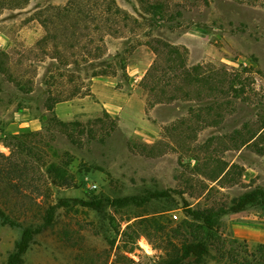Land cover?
Segmentation results:
<instances>
[{
    "label": "rangeland",
    "instance_id": "obj_1",
    "mask_svg": "<svg viewBox=\"0 0 264 264\" xmlns=\"http://www.w3.org/2000/svg\"><path fill=\"white\" fill-rule=\"evenodd\" d=\"M73 1L0 0V152L38 133L0 206L40 227L58 204L15 261L23 227L0 218V264H162L193 210L264 191V0H114L115 22L77 30ZM219 225L264 264L263 199Z\"/></svg>",
    "mask_w": 264,
    "mask_h": 264
},
{
    "label": "trees",
    "instance_id": "obj_2",
    "mask_svg": "<svg viewBox=\"0 0 264 264\" xmlns=\"http://www.w3.org/2000/svg\"><path fill=\"white\" fill-rule=\"evenodd\" d=\"M85 1H73L70 5L60 9L59 12L60 15L66 17V19L72 16V20L76 21L73 25L76 30L77 27L79 28L84 22L86 24L83 26L86 28L89 27V29L91 25L97 29L99 24L109 23L110 21L115 22V19L113 20L108 17L112 13V9L117 6L114 0H102L106 5L105 3H103V5L101 4L103 9L100 15H98V18L96 16H93L92 19L88 17V20L80 18L83 19L80 21V15L75 16V14L76 10H79V7H83L86 4ZM98 1L99 0H96L95 4H97ZM115 11L117 13L120 12L118 8H116ZM69 26L66 25V30H69ZM90 35L89 33L87 36ZM85 50L86 53L83 54L86 57H92L94 55L93 50L89 49V47L86 46L84 52ZM101 74V71H95L93 74H87L86 78L90 79L91 77L100 76ZM58 102H61V100L57 99L56 103ZM59 123L62 124V121H59ZM36 134H38L37 131H31L29 133L22 132L11 135L12 138L17 140L15 142H10V145H8L11 150V155L6 156L0 152V182H3L4 179H8L9 182L19 190L20 185L16 180L19 176L23 177L24 173H22L23 170L20 167V163L17 162V160L13 162L11 156L13 154L15 156L17 152L20 154L26 153L27 150L35 152L37 148L36 145H30L27 141H22L21 138ZM48 172L50 174H56L57 178L55 180L61 179L63 185H74V178L68 177L67 173L62 171L61 168H58L56 164H51ZM260 199L264 200V191L256 190L254 192L245 193L239 198L234 199L232 205L228 209H223V207H221L218 210L214 208L193 210L192 215L194 222L186 221L183 225H180L178 229L173 230V236H178L180 239V246L174 245L173 248H170L168 258L162 264H205L210 258L222 264H254L250 257H257L256 253H250L247 249L244 251L237 239H230L227 237L220 228L219 217L223 213L229 211H242L247 206L257 203ZM127 200L129 199H125V201ZM59 205L63 206L62 204ZM57 207L58 204L55 206L49 205V207L45 209L46 211L41 213L43 214L42 220L44 222L38 227V225L30 224L27 220L21 222L20 216L11 215L0 206V218L3 222L22 226L24 231L21 241L17 244L16 253L11 256L12 261H15L16 257L21 255L29 247L34 235L41 232V227H53L55 225L53 218ZM92 207L98 209L99 204H92ZM243 252L246 253V256L243 255ZM258 252L262 253V250L260 249ZM255 261H257V259H255Z\"/></svg>",
    "mask_w": 264,
    "mask_h": 264
},
{
    "label": "built area",
    "instance_id": "obj_3",
    "mask_svg": "<svg viewBox=\"0 0 264 264\" xmlns=\"http://www.w3.org/2000/svg\"><path fill=\"white\" fill-rule=\"evenodd\" d=\"M91 186H92V188L97 187V185H95V184H93V185H91ZM174 216L177 218V214H175Z\"/></svg>",
    "mask_w": 264,
    "mask_h": 264
},
{
    "label": "crops",
    "instance_id": "obj_4",
    "mask_svg": "<svg viewBox=\"0 0 264 264\" xmlns=\"http://www.w3.org/2000/svg\"><path fill=\"white\" fill-rule=\"evenodd\" d=\"M59 109V107H57V110Z\"/></svg>",
    "mask_w": 264,
    "mask_h": 264
}]
</instances>
